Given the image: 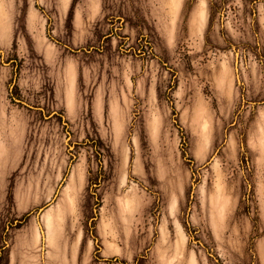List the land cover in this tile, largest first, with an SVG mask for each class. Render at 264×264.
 I'll return each mask as SVG.
<instances>
[{"label":"rangeland","instance_id":"374dc122","mask_svg":"<svg viewBox=\"0 0 264 264\" xmlns=\"http://www.w3.org/2000/svg\"><path fill=\"white\" fill-rule=\"evenodd\" d=\"M178 1L0 0V264H264V0Z\"/></svg>","mask_w":264,"mask_h":264},{"label":"crops","instance_id":"0c3cea01","mask_svg":"<svg viewBox=\"0 0 264 264\" xmlns=\"http://www.w3.org/2000/svg\"><path fill=\"white\" fill-rule=\"evenodd\" d=\"M201 2L196 4L195 7H193V9H191V11L189 12V15L187 18H185L186 21V26L188 28V30L190 31V34L192 35H197V33L201 34L202 30L205 29L206 26V21H207V6L205 3V15L203 20L200 19V16L198 15V7L201 5ZM204 2V1H203ZM180 3V0L178 1V4ZM177 4V5H178ZM177 9V6H176ZM181 17V15H180ZM14 27L10 26L9 22H6V18H5V14H4V10L2 9V11H0V48L1 49H8L12 46L13 44V34H14ZM221 77H223V73H221ZM193 122V121H192ZM195 124L194 122L192 123V125ZM210 124V123H209ZM208 122H206V130L207 133L205 134L206 137V142L204 144V142L202 141V139H200L198 141V145L195 148V153H203L204 151H207V147H209L210 144V126H209ZM258 126V124H255V128L253 129V133L249 135L248 139L246 140L247 142V147L248 150L252 153H259L257 157H259L258 163L255 159V164L257 166V168L260 171V175L262 173V175L264 174V126L262 125L260 132H259V128L257 129L256 127ZM235 143H236V139L235 137L230 136L229 140H227V145H226V149L227 152H234L235 149ZM261 177V176H260ZM262 184V183H261ZM122 201V200H121ZM124 205L121 203L122 208L125 207V209L130 212V213H134L137 210V206L139 205L137 197L133 198L132 202L135 204L134 208L132 209H127V200L124 199ZM125 209H123V211L125 212ZM132 210V211H130ZM56 217H58L59 219H61V221L64 223L65 219L68 217L67 214L65 212H62L61 214L59 213ZM54 218V217H53ZM56 220L58 219H53L52 220V241H53V245H55L56 247V240H59L61 238H63L66 234V231L63 228V225H56ZM116 221V220H115ZM114 221V222H115ZM127 229V227H126ZM50 230H49V236H50ZM58 240V241H59ZM60 242V241H59ZM65 244L62 245L61 248H64ZM182 246L180 244H176L175 247H172V251H169L171 254L173 253L174 258L172 260H169L172 256H168L165 257L163 256V258L166 260V262L169 260V264H182V263H186V259L180 257V255H182ZM167 250H169V247H166ZM121 250L118 249V252H120ZM165 253H167L168 255V251ZM106 254H110V248L107 247L106 250ZM170 254V255H171ZM70 255V254H68ZM164 255V254H163ZM71 256L74 257L75 256V248L72 249L71 252ZM187 264H195L194 262V258H189L188 263Z\"/></svg>","mask_w":264,"mask_h":264}]
</instances>
